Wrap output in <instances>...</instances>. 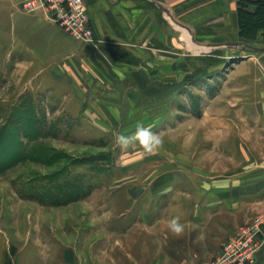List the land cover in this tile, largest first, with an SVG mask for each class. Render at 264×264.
Returning a JSON list of instances; mask_svg holds the SVG:
<instances>
[{
	"label": "rangeland",
	"instance_id": "374dc122",
	"mask_svg": "<svg viewBox=\"0 0 264 264\" xmlns=\"http://www.w3.org/2000/svg\"><path fill=\"white\" fill-rule=\"evenodd\" d=\"M29 15L21 9V0H0V264H21L22 260L33 259L38 251L63 252L64 205L99 198L109 201L110 192L117 185H124L126 171H132L134 176L130 178L131 187L139 189L160 171L166 172L155 183L163 185L161 196L139 194L140 201L146 203L160 201L168 207L179 193L190 192L192 184L184 182L189 176L197 180L207 176L198 169L189 172L187 146L172 144L171 137L180 131L186 142L192 125H202L211 115V108L219 105L222 90L232 76L250 74L256 67L264 74V52L253 49L264 48V34L258 40V34L254 39L240 36L229 40L243 43L239 46L210 47L187 31L191 41L182 35L180 64L158 68L160 74L173 78L165 84L175 91L173 101L159 108V114L164 115L160 125L149 127L160 136L162 144L151 153L145 151L139 140L122 147L117 137L121 133L133 134L137 124H117L115 129L112 123L100 122L109 130H98L77 114L76 109L81 106L73 109L75 99L65 107L64 32L47 20L46 24ZM65 36L85 45L96 42L95 35L93 40ZM52 37L55 40L51 41ZM222 43L225 42L218 44ZM84 55L89 56L88 50L84 49ZM236 98L225 102H232L233 110L240 111ZM246 102L250 108H246L244 117L250 120H246L245 129H250L253 103L250 98ZM146 124L150 125L148 121ZM213 153L214 146H203L195 159V164L207 168L213 194L228 186L229 180L236 186L238 176L252 170L251 159L244 160L238 168L240 162L236 159L233 169L228 170L221 166L224 161L220 153L205 162ZM143 175L146 176L141 178ZM125 187L128 186H122ZM130 197L124 192L114 200L121 203ZM216 204L214 211L219 214L222 204ZM258 217L262 218V234L264 217L260 215L237 227L232 224V217L219 215L209 227L208 238V232L203 235L201 227L195 228L191 236L196 240L184 244L204 255L193 259V264L213 262L235 233H252L250 229L255 227ZM169 245L165 264H177L179 258L168 256L176 253L172 249L175 243ZM41 257L38 259L42 260ZM48 260L61 259L58 255Z\"/></svg>",
	"mask_w": 264,
	"mask_h": 264
},
{
	"label": "crops",
	"instance_id": "0c3cea01",
	"mask_svg": "<svg viewBox=\"0 0 264 264\" xmlns=\"http://www.w3.org/2000/svg\"><path fill=\"white\" fill-rule=\"evenodd\" d=\"M85 1L96 42L85 45L64 33V105L68 108L75 99L73 109L81 106L77 114L98 130H109L100 122L112 123L116 129L117 124L134 126L148 121L146 127L157 128L164 116L159 108L173 101L175 94L174 87L171 90L165 84L173 78H166L158 68L180 64L182 35L187 40L189 32L201 43L229 42L240 37V9L245 7L254 13L264 4V0ZM157 2L169 14L161 11ZM29 16L45 23L47 20L40 15ZM262 35L259 32L256 39ZM84 49L89 56L84 55ZM231 78L222 90L219 105L211 108L202 125H192L186 142L180 131L170 139L174 145L187 146L189 172L198 169L207 177L197 180L189 176L184 182L192 184L190 192L179 193L177 200L166 207L160 201H140L139 196H161L163 185L155 183L166 172L160 171L139 189L131 187L130 178L134 176L126 171L124 185L110 192L109 201L99 198L64 205L63 252L38 251L33 259L22 260L21 264H165L166 248L172 242L176 253L167 255L179 258L177 264H193V259L204 255L190 244L185 247L187 241L196 240L191 236L195 228L201 227L203 235L208 232V238L209 227L219 215L232 217L235 227L256 216L264 217V74L256 67L250 74ZM230 97H237L240 111L233 110L232 102H225ZM247 98L253 103V128H246V132V120H250L244 117L250 108ZM203 146H214L213 155L205 162L220 153L224 161L221 166L228 170L233 169L236 159L240 162L237 168L251 159L252 170L238 176L236 186L229 180L228 186L216 192L217 197L211 181H207L211 178L207 168L195 164ZM125 185L128 187L123 189ZM124 192L131 196L129 201L116 202L114 198ZM216 203L222 204L219 214L214 211ZM174 219L182 225L179 232L172 227ZM262 231V246L254 262L247 264H264V225ZM58 255V262L48 260Z\"/></svg>",
	"mask_w": 264,
	"mask_h": 264
},
{
	"label": "built area",
	"instance_id": "2783aa9c",
	"mask_svg": "<svg viewBox=\"0 0 264 264\" xmlns=\"http://www.w3.org/2000/svg\"><path fill=\"white\" fill-rule=\"evenodd\" d=\"M21 9L30 15H42L67 36L76 40H93L88 6L85 0H21ZM255 227L240 230L223 244L210 264H247L254 262L262 242L259 240L262 218Z\"/></svg>",
	"mask_w": 264,
	"mask_h": 264
},
{
	"label": "clouds",
	"instance_id": "9594fccd",
	"mask_svg": "<svg viewBox=\"0 0 264 264\" xmlns=\"http://www.w3.org/2000/svg\"><path fill=\"white\" fill-rule=\"evenodd\" d=\"M139 140L143 145L146 152H154L162 144V140L157 133H154L149 127H146L143 122H138L136 125V131L131 135L121 133L117 137L118 143L122 147H126L134 141ZM172 227L175 231L179 232L182 229V225L177 220L171 221Z\"/></svg>",
	"mask_w": 264,
	"mask_h": 264
},
{
	"label": "trees",
	"instance_id": "16d2710c",
	"mask_svg": "<svg viewBox=\"0 0 264 264\" xmlns=\"http://www.w3.org/2000/svg\"><path fill=\"white\" fill-rule=\"evenodd\" d=\"M261 31L264 34V4L254 13L240 9V36L254 39Z\"/></svg>",
	"mask_w": 264,
	"mask_h": 264
},
{
	"label": "water",
	"instance_id": "95a60500",
	"mask_svg": "<svg viewBox=\"0 0 264 264\" xmlns=\"http://www.w3.org/2000/svg\"><path fill=\"white\" fill-rule=\"evenodd\" d=\"M157 5L158 7L161 9V11H163L164 13L166 14H169V10L166 9L161 3H158L157 2ZM243 43L241 42H234V41H229V42H225V43H222V44H210L209 46L210 47H218V46H228V47H233V46H239V45H242ZM254 50L256 51H264V48L263 49H259V48H253Z\"/></svg>",
	"mask_w": 264,
	"mask_h": 264
},
{
	"label": "bare ground",
	"instance_id": "6f19581e",
	"mask_svg": "<svg viewBox=\"0 0 264 264\" xmlns=\"http://www.w3.org/2000/svg\"><path fill=\"white\" fill-rule=\"evenodd\" d=\"M188 40H190V37L188 36ZM191 41V40H190Z\"/></svg>",
	"mask_w": 264,
	"mask_h": 264
}]
</instances>
